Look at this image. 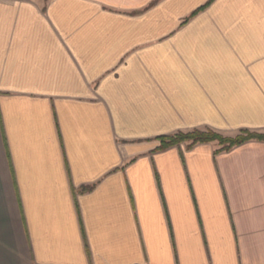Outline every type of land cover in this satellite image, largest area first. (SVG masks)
Wrapping results in <instances>:
<instances>
[{"label": "crops", "instance_id": "obj_1", "mask_svg": "<svg viewBox=\"0 0 264 264\" xmlns=\"http://www.w3.org/2000/svg\"><path fill=\"white\" fill-rule=\"evenodd\" d=\"M264 0H0V264H264Z\"/></svg>", "mask_w": 264, "mask_h": 264}, {"label": "trees", "instance_id": "obj_2", "mask_svg": "<svg viewBox=\"0 0 264 264\" xmlns=\"http://www.w3.org/2000/svg\"><path fill=\"white\" fill-rule=\"evenodd\" d=\"M251 140L264 142V134L242 130L234 137H223L221 134L209 129L193 130L190 132H177L173 135L161 137L159 149L164 150L180 143H187L188 147L196 144L216 143L220 147L216 153H219L229 151L233 147Z\"/></svg>", "mask_w": 264, "mask_h": 264}, {"label": "rangeland", "instance_id": "obj_3", "mask_svg": "<svg viewBox=\"0 0 264 264\" xmlns=\"http://www.w3.org/2000/svg\"><path fill=\"white\" fill-rule=\"evenodd\" d=\"M223 137H234V136H225V135H222ZM236 136V135H235Z\"/></svg>", "mask_w": 264, "mask_h": 264}]
</instances>
